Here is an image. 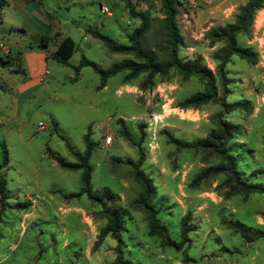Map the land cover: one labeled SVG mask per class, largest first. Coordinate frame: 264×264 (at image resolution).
<instances>
[{"label":"rangeland","instance_id":"rangeland-1","mask_svg":"<svg viewBox=\"0 0 264 264\" xmlns=\"http://www.w3.org/2000/svg\"><path fill=\"white\" fill-rule=\"evenodd\" d=\"M130 2L149 19L142 44L151 51L161 49L159 0ZM244 3L174 0L176 25L184 41L179 59L197 62L215 76L223 44L211 45L205 35L233 22ZM101 7L110 13L103 15ZM138 24L121 0H0V145L8 159L0 174L11 206L1 216L0 264H115L118 248L131 264H264V238L256 237L264 234V194L247 200L225 198L222 176L192 185L197 174L217 160L169 142L173 138L188 146L215 127L214 118L221 110L217 104L177 107L201 92L202 84L172 75L165 81L156 78L150 89L141 91L144 75L124 83L125 73H119L96 91L99 77L90 67L77 75L71 69L82 56L104 70L131 59L109 53L88 30L126 46ZM41 36L50 38L47 49L39 45ZM65 37L76 44L69 67L52 59L55 41ZM237 44L258 57L250 66L233 56L225 67L230 80L226 102L246 101L251 107L250 112L223 115L240 127L227 150L242 179L264 187V7L255 13L249 33L237 37ZM25 52L45 53L47 72L41 83L16 91L18 84L32 81L22 57ZM216 87L219 99L217 78ZM88 129L94 144L89 158L91 194L101 196L106 206L123 216L119 242L110 235L100 237L106 223L100 205L85 195L71 197L80 190L81 172L61 169L50 157L76 163L58 135L73 152L83 153ZM139 160L140 170L155 188L151 204L171 240L179 241L180 221L189 217V242L180 251L162 247L160 238L150 237L144 214L132 205L140 188L124 162ZM228 221L249 228L251 239L228 228Z\"/></svg>","mask_w":264,"mask_h":264},{"label":"trees","instance_id":"trees-1","mask_svg":"<svg viewBox=\"0 0 264 264\" xmlns=\"http://www.w3.org/2000/svg\"><path fill=\"white\" fill-rule=\"evenodd\" d=\"M121 1L129 17L139 21L138 26L127 36L129 45H117L110 38L101 35L96 30H88V33L94 39L100 41L109 53L129 55L132 58L126 59L104 70L82 56L78 65L71 67V69L77 75L81 68L90 67L99 77V85L96 87V91L102 90L108 79L119 73H125L123 77L124 83L130 82L140 75H144V79L139 86L141 91L150 89L156 78H159L160 81H165L170 79L172 75H177L183 80L190 78L197 79L202 84L203 90L179 102L177 107L180 109H197L208 103H214L217 104L221 110L214 118L215 127L209 131L204 139L194 144L184 146L178 140L169 138V142L177 147L206 152L217 160L216 164L202 169L193 179L192 185H198L203 180H207L211 177L222 176L226 188L224 193L225 198L240 196L242 200H247L250 195H263L264 187H262L261 184L249 183L242 179V174L237 168L235 157L227 150V144L235 136L239 135L240 127L237 124L225 121L223 115L232 112L251 111V107L246 101L233 104L226 102L225 99L229 94L227 86L230 80L226 76L225 67L233 56L238 57L241 61H244L250 66H254L257 63V53L249 48L240 47L237 44V37L249 33L254 15L264 7V0H245V3L238 8L234 15L233 22L207 31L205 39L211 45L215 43L223 44V48L219 51L217 56L218 63L215 76L211 71L197 62L184 63L179 59L178 50L184 46V41L176 25L177 9L174 0H159L160 10L163 15V18L160 20L161 34L159 39H161L163 45L161 49H157L156 47V50L152 51L146 49L142 44L150 27L147 15L143 12L136 11L130 0ZM49 41V37L41 36L39 45L46 48ZM75 51L76 44L74 41L69 37H65L58 43L52 54V59L61 65L69 67L68 60ZM216 78L219 81L221 90V97L219 99ZM52 127L57 131V124L55 122H52ZM89 135L90 131L88 129L84 135L85 149L83 153L73 152L64 137L58 135L61 140L65 141L76 163H68L55 155H50V157L61 169L81 172L80 190L71 197L85 195L87 199L100 205L101 210L99 213L106 221L105 226L101 230L100 237L110 235L119 242L117 236L123 230V216L118 209L106 206L101 196L91 194L89 158L94 144L90 141ZM0 147L2 155L1 168L7 165L8 159L5 146L1 144ZM124 164L131 167L132 179L140 188V193L132 205L144 214L148 227V235L150 237L155 236L160 238L162 247L173 248L176 251H180L182 247L189 242V217L186 216L180 221L179 241L176 242L171 240L167 234V229L160 223L157 218V212L151 204V197L154 194L155 188L151 180L140 170V160L137 162L125 161ZM7 200L6 181L4 176L0 174V222L2 213L6 209L11 208ZM226 225L228 228L234 230L241 238L246 240L251 239L249 236V228L245 227L243 224L237 221H228ZM256 237L264 238L263 232H259ZM117 251L115 264H131L129 261H124L122 259L119 248Z\"/></svg>","mask_w":264,"mask_h":264},{"label":"crops","instance_id":"crops-1","mask_svg":"<svg viewBox=\"0 0 264 264\" xmlns=\"http://www.w3.org/2000/svg\"><path fill=\"white\" fill-rule=\"evenodd\" d=\"M62 39L59 38L57 41H55V43H54L55 47H54L53 52L55 51L58 43ZM49 45H50V42L48 43V45L45 49H47ZM8 52H10V50H8ZM22 57L24 58L26 69H27L29 75L31 76L30 78L32 81L24 82L23 84H18L16 86V91H20V90L25 91L26 89L31 87L30 86L31 84L37 85V83H41L42 78L46 75V72H47V70H46L47 57L45 56V53H43V52H40V53L25 52L22 54ZM69 78H71V76H69Z\"/></svg>","mask_w":264,"mask_h":264},{"label":"built area","instance_id":"built-area-1","mask_svg":"<svg viewBox=\"0 0 264 264\" xmlns=\"http://www.w3.org/2000/svg\"><path fill=\"white\" fill-rule=\"evenodd\" d=\"M100 11L103 15H108L110 13V11L106 7H101Z\"/></svg>","mask_w":264,"mask_h":264}]
</instances>
